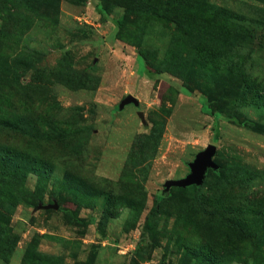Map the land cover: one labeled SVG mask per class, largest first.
Wrapping results in <instances>:
<instances>
[{"label": "rangeland", "instance_id": "1", "mask_svg": "<svg viewBox=\"0 0 264 264\" xmlns=\"http://www.w3.org/2000/svg\"><path fill=\"white\" fill-rule=\"evenodd\" d=\"M176 22L216 29L214 43L188 58L195 39ZM207 94L225 106L218 141ZM128 96L139 105L120 109ZM44 117H78L86 151L54 153ZM209 145L220 175L169 196ZM36 252L264 264V0H0V264Z\"/></svg>", "mask_w": 264, "mask_h": 264}, {"label": "trees", "instance_id": "2", "mask_svg": "<svg viewBox=\"0 0 264 264\" xmlns=\"http://www.w3.org/2000/svg\"><path fill=\"white\" fill-rule=\"evenodd\" d=\"M116 26L121 29L124 27V20H117L116 22ZM177 23V22H176ZM179 24V29L178 32H181L182 36H188V35H192L193 38L195 39L190 48L186 51V55L188 58L192 57L193 54L198 53H202L205 51H207V47H209L211 44L214 43V37H212V33H214L216 31L211 29V31L209 30H205L202 25H194V24H187V25H183L180 23ZM226 24H222L221 26H219L220 28H224L225 29ZM231 27V26H230ZM187 46H189L188 43H186ZM197 56V54H196ZM145 59L147 61V64L150 63L149 58L145 55ZM145 75L150 78V79H154L156 74H154L151 70L149 65L145 68ZM185 89V93L187 95L193 96V94L188 90V88L184 87ZM194 97V96H193ZM207 98L210 101V105L214 106L213 108V112H212V116L214 117V122L212 125V134H213V140L214 141H218L220 139V133H221V126L219 123V115L224 113V107L225 106H220L219 103V99L218 97H215L213 94H207ZM68 111H72V110H68ZM76 111H73V113ZM79 117V116H78ZM78 117L76 118V120L74 119V122H64V128L61 126L60 123H56L55 126H51L50 124H48V122H46L49 118L44 117L41 118L39 120L40 125L41 126H46L47 127V131L50 132V134L48 135V137H46L45 139H47L48 141H50L51 145H54L55 148L54 153H58L60 150L64 152H66V154H72L74 152H81V150L86 151V149L88 148V143L91 136V132L83 127L81 125V123L78 121ZM38 122V121H37ZM46 122V123H45ZM37 130H39L37 124H36ZM44 137V135L40 136V138ZM42 164H47L44 161H41ZM11 174L8 173L7 176L9 178H15V179H19L18 175H17V170L18 167L14 166V167H8ZM214 172V171H213ZM5 173V172H4ZM216 175H220V169L218 171L214 172ZM12 175V176H11ZM22 175H25V173L22 171ZM196 191L200 190V187L198 186H192ZM170 196V193L168 194ZM235 224H237L236 221H234ZM233 224V223H230ZM234 226V225H233ZM235 228V227H234ZM240 234L244 237H246L242 231V228H240L239 226H237L236 228ZM248 238V237H246ZM259 239V240H258ZM256 240H254V244L255 246L259 249L263 247L262 244V240H260L261 238H258ZM31 251H29L30 253ZM29 256V254H28ZM30 260H35L37 261L39 264H48L51 260V257L46 256L44 254L38 253L36 252L35 257L32 256L30 254Z\"/></svg>", "mask_w": 264, "mask_h": 264}, {"label": "water", "instance_id": "3", "mask_svg": "<svg viewBox=\"0 0 264 264\" xmlns=\"http://www.w3.org/2000/svg\"><path fill=\"white\" fill-rule=\"evenodd\" d=\"M133 103L135 106L139 105V101L133 96H128L122 100L119 108L122 109L125 105ZM143 123L145 120L142 114H140ZM216 155V147L209 145L204 151L200 152L195 160L188 164L190 168V174L180 180H170L165 183V190L169 193L171 188H187L190 186H202L209 169L218 171L219 166L214 162V156Z\"/></svg>", "mask_w": 264, "mask_h": 264}]
</instances>
